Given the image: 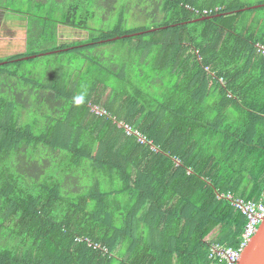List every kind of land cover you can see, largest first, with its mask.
<instances>
[{"label": "trees", "instance_id": "trees-1", "mask_svg": "<svg viewBox=\"0 0 264 264\" xmlns=\"http://www.w3.org/2000/svg\"><path fill=\"white\" fill-rule=\"evenodd\" d=\"M240 1L0 0L27 22L0 57V264H227L226 195L264 194V3Z\"/></svg>", "mask_w": 264, "mask_h": 264}, {"label": "built area", "instance_id": "built-area-1", "mask_svg": "<svg viewBox=\"0 0 264 264\" xmlns=\"http://www.w3.org/2000/svg\"><path fill=\"white\" fill-rule=\"evenodd\" d=\"M260 51L264 55V47H260ZM129 135H137L139 141L146 142L145 138L141 137L138 132L127 128ZM226 198L231 201V204L246 217V225L241 236V243L237 249L225 248L223 246H215L212 249L210 258L221 263L237 264L245 247L257 234L260 225L264 220V194L259 201L245 200L235 197L234 194L228 193Z\"/></svg>", "mask_w": 264, "mask_h": 264}, {"label": "rangeland", "instance_id": "rangeland-1", "mask_svg": "<svg viewBox=\"0 0 264 264\" xmlns=\"http://www.w3.org/2000/svg\"><path fill=\"white\" fill-rule=\"evenodd\" d=\"M242 5H250L251 7L264 3V0H241ZM27 22L22 16H17L0 8V57L7 58L17 56L24 53V45L22 32L26 30ZM68 29V30H67ZM62 29L59 40L60 44L64 42L79 41L87 37L82 31H71L72 28ZM2 45L5 49L2 48Z\"/></svg>", "mask_w": 264, "mask_h": 264}, {"label": "water", "instance_id": "water-1", "mask_svg": "<svg viewBox=\"0 0 264 264\" xmlns=\"http://www.w3.org/2000/svg\"><path fill=\"white\" fill-rule=\"evenodd\" d=\"M261 6L263 5H257L251 8H258ZM251 8H246V9H251ZM202 19H206V18H202ZM34 58H36V55L25 57L24 59H34ZM237 264H264V220L260 225L257 234L253 237V239L243 250L241 258L237 262Z\"/></svg>", "mask_w": 264, "mask_h": 264}, {"label": "clouds", "instance_id": "clouds-1", "mask_svg": "<svg viewBox=\"0 0 264 264\" xmlns=\"http://www.w3.org/2000/svg\"><path fill=\"white\" fill-rule=\"evenodd\" d=\"M86 99H87L86 92L82 90L72 96L71 103L73 104V106L79 107L85 104Z\"/></svg>", "mask_w": 264, "mask_h": 264}]
</instances>
